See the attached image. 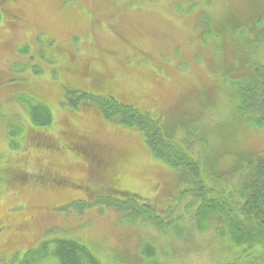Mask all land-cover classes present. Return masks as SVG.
<instances>
[{
	"label": "rangeland",
	"instance_id": "374dc122",
	"mask_svg": "<svg viewBox=\"0 0 264 264\" xmlns=\"http://www.w3.org/2000/svg\"><path fill=\"white\" fill-rule=\"evenodd\" d=\"M161 1L0 0V264H21L56 238L88 245L101 264H241L243 252L214 229L182 239L194 213L178 209L194 203L179 200L188 187L153 156L143 133L107 121L99 104L133 106L173 129L195 124L194 140L180 142L212 153L220 172L244 154H264V129L238 121L227 79L213 73L230 27L208 33V24L243 21L264 0ZM233 52L239 58L237 45ZM35 105L50 109V127L30 124ZM10 131L17 148L7 146ZM112 202L148 205L142 213L153 217L129 221ZM180 214L178 234L151 222L174 223Z\"/></svg>",
	"mask_w": 264,
	"mask_h": 264
},
{
	"label": "trees",
	"instance_id": "16d2710c",
	"mask_svg": "<svg viewBox=\"0 0 264 264\" xmlns=\"http://www.w3.org/2000/svg\"><path fill=\"white\" fill-rule=\"evenodd\" d=\"M151 1L155 5L162 2ZM246 19L243 20L246 22H243L233 17L228 18L220 22V27L214 24L211 28L208 24V33L212 37L219 33L221 36L224 35V28L228 26L229 35L232 36L227 39L220 38L218 52L221 56L218 61L213 60L217 67L213 73L217 75L221 73L222 78L227 79L226 92L231 101L236 102L233 114L238 121H246L261 130L264 129V63L257 59L264 54V8ZM236 45L239 58H236L235 52L232 53ZM227 48L232 60L227 58L225 51ZM225 57L231 63H228ZM99 109L107 121L143 133L146 145L153 156L176 170L186 184L185 187H188V190L182 192L179 200L183 201L184 198L191 197L194 203L185 208H182L180 203L178 209L188 208L189 211L192 208L194 213L193 221L190 219L188 221L191 225L186 235L184 232L183 240L190 241L193 231L205 233L214 229L218 238L227 244V248L231 246L240 250L238 254L243 252L241 264H264V252L256 253L260 249L264 250L263 153L244 154L233 168L227 172H220L217 170L216 159L212 153L206 151L202 155L193 145L187 143L184 147L180 142L194 140L195 124L186 126L184 122H179L175 123L176 127L173 129L166 124L163 125L161 116L142 112L133 106H124L116 101H101ZM29 116L30 124L35 127L47 128L53 122L50 109L43 105L30 106ZM180 128L187 135L184 139L180 138ZM9 135L8 148L20 146L16 131H10ZM1 170L6 169L2 167ZM17 170L21 173L20 168ZM207 171L211 174V178L207 176ZM21 176L26 177L27 174L21 173ZM123 196L130 197L127 193ZM111 205L127 217V220L134 222L145 218L146 215L142 210H148V205L135 207L125 202L121 204L112 202ZM152 217L146 218L152 219ZM185 217L180 214L174 223L165 225L157 223L156 220L151 222L160 227L162 233L165 230H172L174 232L171 233L178 234L182 231L177 227L178 218L185 223ZM151 250L152 248L144 249L143 253L146 254ZM253 253L256 255L255 258L251 257ZM152 254L149 258L154 259L155 256L152 257ZM48 260L57 264H101L88 245L64 238L41 242L24 255L21 264H47Z\"/></svg>",
	"mask_w": 264,
	"mask_h": 264
},
{
	"label": "flooded vegetation",
	"instance_id": "af4514ba",
	"mask_svg": "<svg viewBox=\"0 0 264 264\" xmlns=\"http://www.w3.org/2000/svg\"><path fill=\"white\" fill-rule=\"evenodd\" d=\"M86 145H84L83 144V147H80L79 149H83V150H85V151H87V152H92V151H94L93 149H90V147H88V146H86Z\"/></svg>",
	"mask_w": 264,
	"mask_h": 264
}]
</instances>
